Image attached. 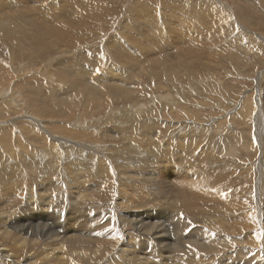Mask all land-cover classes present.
I'll list each match as a JSON object with an SVG mask.
<instances>
[{"label": "rangeland", "instance_id": "rangeland-1", "mask_svg": "<svg viewBox=\"0 0 264 264\" xmlns=\"http://www.w3.org/2000/svg\"><path fill=\"white\" fill-rule=\"evenodd\" d=\"M34 1L35 0H32V4L34 5L35 3L34 7L30 4L31 7L28 6L27 8V11L29 10L28 13L33 14L32 16L38 15V17H42L44 14H54L53 8L48 7L44 10V8L42 7V2L40 0L39 1L41 2V4L38 0H36V2ZM53 1L59 2L60 4H65L63 0ZM94 1H96V3L98 5H101L104 9H108L109 6L113 8H109L107 10V12L111 11L110 14L112 16H110V14L106 12L108 15L106 18H104V21L106 20L108 21V23L104 21H102V23H98L99 25L96 23L89 27L87 30H83V33H81L82 31L72 32L75 33L74 39L76 38V41H78L77 38L79 39L76 45L64 46L63 43H60L57 46L58 51L56 50L52 53L50 52L45 57L40 56L37 59L38 61L36 60V58H20L16 57V55L13 54V52L15 53L16 51H13L12 45L4 36L9 33L10 35L12 34V26L14 25L13 17L9 18L7 16L3 17L0 15V28L3 26L0 29V64L5 65V68L2 71L3 77L0 78V95H2L0 99L9 100V104H3L0 100V131L2 132V134L0 132V135L3 136L0 137V152L2 151L0 153V159L2 158V156L3 158L5 157L4 159L2 158L3 160H0V179L2 180V182L0 180V192H3V188L7 187V184L5 183L11 180L10 178L8 180V177H10L9 174H12L11 178H13L14 174H18L20 170L21 172L19 174L23 172L21 174L23 179L21 178L15 184V186L19 184L24 189H28L29 186L30 190H32L33 193L31 194L32 196H34L29 200V203L25 201L26 195L18 196V198L21 197L23 199L22 200L19 198V201H17L18 204H16L17 208L15 210L16 215L20 217V224L25 221V223H27L26 225L29 224L32 229H50L54 224H57L55 228L58 229L55 230L56 233L54 234V238H58L60 243L64 242V240L68 238L75 239L74 236L75 234L78 235V233H74L73 231L69 230H73L76 228L75 230L79 231V235H81V237H79L82 240H88L89 243L94 241L93 243H91V245L88 244V249L90 248L91 250H94L97 247H101L100 249L103 250V254L105 253L103 256H101L100 258L98 257L95 260L93 258H89L83 260L84 262H82L77 259V257L72 256L73 251L78 247L74 245V250H68L66 255L67 257L65 256V260L69 262V264H79V262H82L84 264H98L103 260V262L110 261L112 264H124L121 262V256L125 255L126 253L124 254V252L121 251L122 249L120 248L125 247V244H127L129 241L127 239L134 238L135 242L143 243V241H145L147 237L144 235V231L134 233L135 228H133V226L125 227L123 230L121 229V227H119L122 225L121 221H119L120 218H118L120 213H117L118 211L116 210L115 213L112 212L117 201L120 202L118 197L119 188L115 181L114 168H111L110 170L112 172L110 173V176H108L109 182L106 183V185H101L103 182L99 180L96 181V183L100 185V188L98 187L92 190V192L90 191V196L84 198L83 195H85L87 192L85 191V188L93 187L91 185H93L94 182H87L85 183L86 185L82 184L83 178H81L80 180L78 176L73 177L69 172H66L68 170L66 166L69 164V161L63 163V166H65V170L63 169L61 171L63 173L59 172L49 175L50 182L48 180L44 181V174L41 175V169L44 170V168L37 167V162L39 161V163L41 164V159L44 157V150H47V148L45 147L47 141L56 143L57 138L64 137L73 141L75 144H78L82 141H88V138H91L94 141H97L99 139L97 142L98 146L102 147L103 151L101 150V152L104 153H101L102 155L100 154V158L105 159L106 161H110L109 158L119 150L118 148H120L119 151L121 154L126 150L129 151L128 147L132 148V150L130 151L131 153L128 152L124 154V157H130L129 155L132 154V156L135 157L133 161L138 162L140 165L142 161L145 162L147 159L154 160V163L149 167L144 168L143 171H141L140 167L136 168V177L130 178V180L133 181L134 184H140L139 186L145 188L149 187V189L151 190L154 186L159 187L160 190L163 189L164 194L166 193L167 200H169L170 196L172 197L173 195V192L171 190L172 187L175 191L176 189L177 191L178 189H182V191L186 193V196L190 197L188 201L179 203L177 205H175V203L172 201L170 209L174 210L171 214L174 217L172 221L176 223V226H173V229H171V231L173 230L175 232L170 234L168 237H165L166 239L164 238V243L167 246L165 250L166 254L164 255L161 253L160 246L162 245V243L153 240L152 242H154L157 247V254L153 253L151 255L150 261H143L140 264H264V0H166L167 4L162 0H132L133 2H131V0H85L84 4H86V2L89 3ZM187 1H192V3L194 2L195 5L203 4L204 11L213 8V11L210 12V14L215 11L216 13L214 12L213 14L218 16V18L216 16L214 17L221 20L218 23L212 24L215 29V37H213L214 40L212 38L211 40L203 39L202 41H200L195 37L194 40L193 35H189L188 37V40L192 39L188 42L190 45L191 43H193L194 46L198 44L195 48H200L199 58L203 65H199L198 68L196 66V72H194L193 74H186L180 79H168L165 76H160L158 79L156 78V80L153 79L152 76L149 77V75H147V73L149 74L147 70L146 73L145 70L144 72H142L140 70L141 68L139 69V67L137 66H131L129 68L127 66V64L129 63L128 53L130 52L134 55H140L137 51V46L133 45L125 35L119 33L121 32L120 26L124 22L128 21L127 19H129V12L135 11L134 8H137L139 6H142V11L145 12L144 10L148 9L147 7H149L153 11V13H150L147 19L149 21H153L156 18V14L158 13V17H162L159 24H163L162 20L165 19L164 16H168L163 11L168 7L167 11L168 13H170V15H172V24L181 22L179 16H184L186 22H188V18H192L194 14H185V12H191V7L187 6ZM3 2L4 0H0V5ZM132 6L134 8H132ZM55 8H57V6H55ZM182 8L183 10H185L184 12H182ZM37 10L39 11V13ZM142 11H140V13ZM56 14L61 15L60 12ZM125 16L127 17V19ZM10 19L12 20V22ZM250 22L253 24H251ZM217 25L219 26V28ZM96 27L98 28V30ZM99 27L100 29L102 28L100 30L101 32L99 31ZM10 28L12 30H10ZM94 28H96V30ZM97 32H100L101 34H98ZM89 34L91 37L89 36ZM242 35L244 36L243 39H246L248 37L247 39H250L252 41L251 45H254L253 52L256 53L257 56L255 54H251V52L245 53L243 50L233 47L235 49H238L240 53L234 51V56L232 55V58H228L226 51H228L227 49H230L229 45L234 44L235 39L241 37ZM1 36L4 37V40L3 38L1 39ZM106 42L108 45L114 47L112 52L105 47ZM123 45L128 46V49H123ZM175 46L179 47V45ZM59 48H62L60 49L61 52L59 51ZM259 52L260 54H258ZM23 53L20 55L27 56V54L23 55ZM117 53L122 54L123 57H118ZM135 57L137 58V56ZM158 57L165 61L166 67L174 65V59H171V51L169 49H164V51L160 53ZM63 65L72 66L71 70L65 71ZM98 67L100 70L98 69ZM79 69L81 71L87 70V75L92 81L102 80V77H106L103 79L104 81H102L105 83V80H109L106 85H108V83L116 85L124 84L129 88L132 84H138L141 87L138 85L131 86L130 88L133 87L132 91L135 94L133 95V97L124 99L122 101L119 100L112 102L110 100H106L102 103L103 107H100V109L94 112L92 110V112L86 111L76 106V114H72L68 121L59 118H45L44 120L39 122L40 124L34 123L32 121L34 116L31 115V113L30 115L28 114L31 109H34V104L32 103L33 94L31 93V88H35L34 81H44L48 83V85L51 84L50 86L53 87L67 88V83L72 82V84H74L77 81V77L73 75L74 70L78 71ZM112 70L114 71L112 72ZM99 75H101L100 79ZM155 84H157V86ZM158 84L162 86H160L159 88ZM154 85L156 88L154 87ZM136 86L138 87V89ZM156 89L158 92H155L154 94V90L156 91ZM148 92H151L152 94ZM156 97L161 99H157ZM85 98H90V96H86ZM42 99L44 100L46 98L43 97ZM248 99H250V101ZM90 100V102L95 101L93 97H91ZM139 105L140 108H138ZM153 107L156 108H154L153 110ZM129 113L130 117L129 115H127L126 119L122 118L125 114ZM120 114L123 115L120 116ZM169 114L171 115V118ZM167 115L171 121L168 119ZM129 118H132L131 120L134 123L133 125L136 127L140 128L144 125L143 128H140V132L142 133H136V135H139L140 137L137 136V140L134 138L133 141H135V144L132 143V145H127L129 142H126V137H122L120 139H112L110 136L113 131L118 132L121 129V119L127 120ZM167 120L169 123L167 122ZM64 124L66 125V127ZM24 125L25 127H23ZM29 127L31 129H29ZM7 130H9V132H7ZM33 132L36 133L34 134ZM6 133H8L9 135H7ZM4 135L6 139H4ZM152 137H154V139ZM104 138L106 139L104 140ZM69 140L66 141L68 146L65 149H78V146L72 144ZM116 141L118 142L116 143ZM150 141L152 142L150 143ZM233 142L234 146L230 144ZM32 144L35 145L33 146ZM106 144L109 145L107 146ZM226 144L228 145L226 146ZM104 145L106 147H103ZM135 145L140 147L139 151H136ZM231 145L233 146L234 150L231 149ZM36 146L38 148H36ZM20 148H22V151L20 150ZM31 149L33 150V152ZM107 149H111L109 150L110 152H107ZM154 149L157 153L156 159L155 154L153 153L155 152ZM114 150L115 153H113ZM150 150H152L153 152H150ZM228 150L233 151L229 152ZM3 151L12 153H10L7 157L8 153ZM34 153L35 155H33ZM105 153L107 154V156ZM138 153L142 154V157L138 156ZM24 155L27 157L26 161L30 160V162L24 161L25 167L17 163V161L19 160L22 161ZM57 155L59 156L61 155V153ZM18 156L20 157V159ZM29 157L33 160H31ZM74 159L75 157L71 158L70 161L72 162ZM9 160L11 162H9ZM130 160L132 159L130 158ZM139 161H141V163ZM8 162L10 165L8 164ZM109 163L111 164V161ZM16 167L18 168L16 169ZM20 167L22 168L20 169ZM151 168H154L156 177L154 176L155 179H151L152 184L150 182L145 183V181L141 179H146L153 176ZM183 171H187L188 174L182 173ZM3 176L6 177V181H4ZM77 178L78 181L76 180ZM210 185H214L216 187L210 188ZM261 189L263 192L261 191ZM46 191L50 194L49 197ZM260 191L262 196L259 195ZM96 192H98V194L94 195ZM75 195H77L78 197H75ZM200 196L202 197L200 198ZM46 198L52 199L53 204H56L59 200L63 201L64 199L65 201H63V204L60 207L51 205V209L44 212V210L42 209L44 200H46ZM157 199L160 200V198ZM172 199L174 200L175 197H173ZM75 203H78V205H75ZM101 210H104V212L108 213V218L112 220V228L108 229L109 231L106 235L109 236L107 237H104L106 235L103 236L102 233H100L99 235L94 234L95 227L100 228V226L106 225V221H104L105 223L102 222L103 224L98 222L97 218L99 214H101ZM145 210L149 209L146 208L140 211L145 212ZM109 213H111V215H109ZM162 214H164V216H161L162 218L158 216L160 218L159 220H164L169 217V213L167 211H164ZM245 218L247 221L244 220ZM76 220H78L77 223ZM85 220L86 222H84ZM183 220L188 221L190 225H183V223L181 224V221ZM248 222L249 224H246ZM159 223L160 221H158L156 225L158 226ZM178 223H180L183 227H179L178 225L180 224ZM168 224L166 225L168 226ZM83 225L84 227H82ZM244 225L247 227L244 228ZM103 226L101 228H103ZM238 226H241L243 228L238 229V232H235L234 230L236 229V227L238 228ZM61 227L63 228L61 229ZM105 227H108V225L104 226V228ZM197 227H207L209 230H213V232L217 234V236H223V238L229 239L230 242H226L224 245L215 243L216 248L214 249H218L219 252H216L214 254L207 253L205 251V248L209 249L213 246V244L208 241L207 235L202 234V230H194V228L196 229ZM83 228L85 230H88V234L81 233V230H84ZM0 229L5 230V227H0ZM89 229L92 230L90 231ZM184 230L187 235L183 233ZM16 233L18 234V231L13 232L14 237L17 236L15 235ZM84 236L86 237V239ZM108 237L110 239H108ZM196 237L199 238L197 239ZM39 238L40 240L38 241L37 246H34L35 250L32 251V248L30 247V250L31 252H33V254L46 252L53 244L52 240L44 241L42 236H39ZM100 238H102L101 241ZM194 239L196 240V242L194 241ZM104 240L106 241V243H104ZM97 241L100 245L97 244ZM193 241L196 243L195 245ZM197 241L201 244H198ZM172 242L176 244L174 245ZM202 243L205 244L202 245ZM8 245L9 244H3V246ZM64 245L66 244L64 243ZM248 245L249 248H247ZM250 245H252L251 248ZM83 246H79V249L86 250L87 248ZM173 246L179 250L181 249V251H183L186 246L188 249L190 247H197L203 251L195 250L192 255L185 253H181L180 255L179 253H177L176 255L178 257L180 256L182 259H180L179 257L175 262L167 257L169 256V249L173 248ZM143 255H147V253ZM176 255L175 257H177ZM33 256L34 255H31V257ZM140 258L145 259V257L143 256H141ZM187 259L191 261L189 262V260ZM195 260L197 261L195 262ZM110 262L108 264H110ZM46 263L56 264L57 260L49 259Z\"/></svg>", "mask_w": 264, "mask_h": 264}, {"label": "bare ground", "instance_id": "bare-ground-1", "mask_svg": "<svg viewBox=\"0 0 264 264\" xmlns=\"http://www.w3.org/2000/svg\"><path fill=\"white\" fill-rule=\"evenodd\" d=\"M2 1V0H1ZM39 1V0H38ZM42 2V7L45 9L49 8H53L54 10V14L51 15H47L44 14L42 17H38L37 16H32V13H28L27 8L28 6L31 7V5L34 7V5L32 4V0H4L3 3H1L0 5V15L1 16H7V17H13V21H14V25L12 26V34L10 35H4L5 38L7 40H9V43L12 45L13 47V51H16L15 53L13 52L14 55H16V57H27V58H36V60L38 59V57L40 56H47V54H49L50 52H54L57 50V46L60 43H63L64 46L67 45H76L79 41V39L77 38L78 41H76L74 39V34L72 33L74 31H82L81 33H83V30H87L89 27H91L94 24H98V23H102V21H104V18L107 17V13H111L107 12V10L109 8H111V6L107 5L108 9H104L102 8L101 5H98L96 3V1L94 2H89L86 4L85 0H63L65 2V4H60L59 2H54L53 0H40ZM39 1V3L41 4V2ZM124 1V0H123ZM126 1V0H125ZM157 1V0H156ZM163 2L166 0H162ZM36 2V0L34 1ZM131 2H133L131 0ZM138 2V1H136ZM184 2V1H183ZM216 2V1H215ZM38 3V2H37ZM117 3V2H116ZM123 3V2H122ZM135 3V1H134ZM161 3V2H160ZM31 4V5H30ZM119 4V2H118ZM133 4V3H131ZM140 4V3H139ZM138 4V5H139ZM148 4V3H147ZM167 4V3H166ZM165 4V5H166ZM37 5V4H36ZM116 5V4H115ZM55 6H57V8H55ZM135 6V4H134ZM151 6V5H150ZM187 6H190L189 8L191 9V12H185V14L189 13L190 14H194L192 16V18H188V22H186L184 16L180 17L181 22H178L176 24H172V20L171 17L172 15H170V13H168L167 8L164 9V13L168 16H164L165 19H163V24H159V22L161 21L160 19H162V17H158V13L156 14V18L153 21H149L147 19L148 15L150 13H153V11L147 7L148 9H145L143 12V8L142 6L140 7H133L135 11L129 12V19H126L128 21L124 22L121 26H120V31L119 33H122L123 35H125L129 41L137 46V51L139 52L140 55H134L132 53H128V58H129V63L127 64V66L130 68L131 66H137L139 67V69L144 72H146V70L149 72V74L147 73V75L152 76L153 79L156 80V78L158 79L160 76H165L168 79H180L181 77H183L186 74H193L194 72H196L195 67L200 65H203L200 58H199V54H200V48H195L197 47L193 45V43H191V45L188 43L190 40H188L189 35H193V38H197L200 41H202L203 39H209L211 40L213 37H215V29L212 26V24L214 23H218L221 20L220 19H216L214 16H216L215 14H210V12L213 11V8L207 11H204V5L203 4H199V5H195L194 2L192 3V1H187ZM39 7V6H38ZM130 7V6H129ZM185 7V6H183ZM40 8V7H39ZM38 8V9H39ZM188 8V7H187ZM42 9V8H41ZM113 9V8H111ZM186 9V8H185ZM31 10V9H30ZM43 10V11H44ZM118 10V9H117ZM187 10V9H186ZM189 10V9H188ZM38 11V10H37ZM126 11V10H125ZM140 11H142L140 13ZM185 10H183L182 8V12H184ZM190 11V10H189ZM60 12L61 15H57L56 13ZM107 12V13H106ZM155 12V11H154ZM36 13V12H35ZM39 13V11H38ZM37 13V14H38ZM43 13V12H42ZM199 13V14H198ZM216 13V12H215ZM41 14V13H40ZM113 14V13H112ZM119 14V13H118ZM164 15V14H161ZM110 16H112L110 14ZM187 16V15H186ZM131 17V18H130ZM213 17V18H212ZM218 18V16H216ZM2 20V19H1ZM8 20V19H7ZM11 20V19H10ZM197 20V21H196ZM3 21V20H2ZM125 21V20H124ZM196 21V22H194ZM5 22V21H4ZM3 22V24H4ZM7 22V21H6ZM12 22V20H11ZM107 22L108 21H104ZM227 22V21H226ZM236 22V21H235ZM1 23V22H0ZM121 23V22H120ZM118 23V24H120ZM182 23V24H181ZM251 23V22H250ZM249 23V24H250ZM6 24V23H5ZM223 24V23H222ZM230 24V23H229ZM253 24V23H251ZM255 24V23H254ZM261 24V23H260ZM2 25V24H1ZM9 25V24H7ZM99 25V24H98ZM109 25V24H108ZM111 25V24H110ZM259 25V24H258ZM257 25V26H258ZM263 25V24H262ZM261 25V26H262ZM218 26V25H217ZM255 26V25H254ZM3 27V26H2ZM1 27V28H2ZM5 27V26H4ZM108 27V26H107ZM106 27V28H107ZM122 27V28H121ZM0 28V29H1ZM6 28V27H5ZM4 28V29H5ZM97 28V27H96ZM96 28H94L96 30ZM219 28V26H218ZM10 28V30H12ZM91 29V28H90ZM102 29V28H101ZM99 27V31L101 30ZM252 29V28H251ZM3 30V29H2ZM8 30V29H7ZM98 30V28H97ZM105 30V29H104ZM110 30V29H109ZM222 30V29H221ZM9 31V30H8ZM94 31V30H93ZM117 31V30H116ZM96 32V31H95ZM101 32V31H100ZM100 32H97L98 34ZM237 32V31H236ZM78 33V32H76ZM80 33V32H79ZM96 33V34H97ZM4 34V32H3ZM6 34V33H5ZM101 34V33H100ZM2 35V34H1ZM244 35V34H243ZM241 36L238 37L237 39H235L234 44H230V49H227V57H231L232 55L234 56V51H237L238 53H240L238 51V49L243 50L245 53H250L251 54H255L253 52V46L251 45V40L250 39H243V37L245 36ZM77 36V34H76ZM90 36V34H89ZM261 36V35H260ZM91 37V36H90ZM4 37L1 36V39ZM192 38V37H190ZM194 38V40H195ZM234 38V37H233ZM5 39V40H6ZM214 40V38H213ZM234 40V39H233ZM6 42V41H5ZM4 43V42H3ZM9 43H8V47H9ZM83 43V42H82ZM195 43V42H194ZM209 43V42H208ZM206 44V43H205ZM259 44V43H258ZM264 44V43H263ZM150 45V46H149ZM175 45H179V47H176ZM62 46V45H61ZM106 48L109 49V51H113L114 47L110 46L107 44L105 45ZM233 47H236L238 49H235ZM123 49H128V46L123 45L122 46ZM62 48H59V51ZM164 49L166 50H170L171 51V59H174V65L170 66V67H166V63L163 59L159 58L158 55L160 53H162L164 51ZM257 49V48H256ZM64 50V48H63ZM58 51V50H57ZM262 51V50H261ZM25 52V53H23ZM61 52V51H60ZM202 52V51H201ZM263 52V51H262ZM27 54V56H21L20 54ZM215 54V53H214ZM260 54V52L258 53ZM118 57H123L122 54L117 53ZM216 55V54H215ZM137 56V58L135 57ZM254 56V55H253ZM257 56V55H256ZM264 57V56H263ZM49 59V58H48ZM51 59V58H50ZM40 60V59H39ZM251 60V59H250ZM253 60V59H252ZM38 61V60H37ZM50 61V60H49ZM242 61V60H241ZM261 62V61H260ZM232 63V62H231ZM247 63V62H246ZM254 63V62H253ZM264 63V62H263ZM40 64V63H39ZM67 64V63H66ZM56 65V64H55ZM70 65V64H69ZM236 65V64H235ZM43 66V65H42ZM192 66V67H190ZM65 71L71 70L72 66H64ZM67 67V68H66ZM136 67V68H137ZM5 65L0 64V78L3 77L2 76V71L4 70ZM78 68V67H77ZM94 68V67H93ZM238 68V67H237ZM92 69V68H91ZM99 69V67H98ZM100 70V69H99ZM132 70V69H131ZM135 70V69H134ZM242 70V69H241ZM87 70H74V75L75 77H77V81L72 84V82L67 83V88H59V87H53L48 85V83L44 82V81H34V86L35 88H31V93L33 94L32 96V103L34 104V109L29 111V115L31 113V115H33V122L34 123H39L42 120H44L45 118H59V119H64L66 121H68L71 117L72 114H76L77 111V107L86 111H97L98 109H100V107L102 106V103L105 102L106 100H110V101H119V100H124L127 98H131L133 97L134 92L132 91V88H130L131 86H135V85H131L129 88L126 87V85L124 84H109L106 85L107 82H109V80H105V83L102 82L104 81L103 79L106 77H102L101 75H99V79L101 78L102 80H98V81H92L90 79V77L87 75L88 72H86ZM97 71V70H96ZM108 71V70H107ZM114 70H112L113 72ZM130 71V69H129ZM134 72V71H133ZM256 72V71H255ZM94 73V72H93ZM99 73V72H98ZM101 74V73H100ZM107 74V73H106ZM105 74V75H106ZM110 74V73H109ZM96 75V74H95ZM136 75V74H135ZM143 75V74H142ZM103 76V75H102ZM47 78V77H46ZM131 79V78H130ZM208 79V78H207ZM218 79V78H217ZM41 80V79H40ZM214 80V79H213ZM47 81V80H46ZM132 81V80H131ZM137 82V81H136ZM159 82V81H157ZM96 83V84H95ZM140 83V82H138ZM57 84V83H56ZM145 84V83H144ZM149 85V84H148ZM157 86V84H155ZM154 85V87H155ZM159 85V84H158ZM209 85V84H208ZM140 86V85H138ZM159 85L158 87L160 88ZM166 86V85H165ZM137 87V86H136ZM141 87V86H140ZM150 87V86H149ZM168 87V85H167ZM175 87V86H174ZM156 88V87H155ZM30 89V88H29ZM33 89V90H32ZM135 89V88H134ZM138 89V87H137ZM141 89V88H140ZM164 89V88H163ZM175 89V88H174ZM145 90V89H144ZM160 90V89H158ZM165 90V89H164ZM163 90V91H164ZM146 91V90H145ZM28 92V91H27ZM136 92V91H135ZM155 92H158L157 89L156 91L154 90V94ZM185 92V91H184ZM151 93V92H148ZM178 93V92H177ZM137 94V93H136ZM152 94V93H151ZM162 94V93H161ZM90 96V98H85L86 96ZM159 95V94H158ZM166 95V93H165ZM164 95V97H165ZM168 95V94H167ZM178 95V94H177ZM2 95H0L1 97ZM46 98V99H42V98ZM91 97L94 98L95 101L90 102ZM136 98V97H135ZM151 98V97H150ZM149 98V99H150ZM157 98V97H156ZM84 99V100H83ZM157 99H161V98H157ZM163 99V96H162ZM168 99V98H167ZM1 100V99H0ZM148 100V99H147ZM165 100V98H164ZM213 100V99H212ZM246 100V99H245ZM250 101V99H248ZM45 101V102H44ZM150 101V100H149ZM157 101V100H156ZM161 101V100H159ZM168 101V100H167ZM173 101V99H172ZM176 101V100H175ZM9 102V100H1V103L3 104H7ZM44 102V103H43ZM108 103V102H107ZM136 103V102H135ZM152 103V101H151ZM161 103V102H160ZM164 103V101H163ZM9 104V103H8ZM30 104V103H29ZM143 104V103H142ZM159 104V102H158ZM133 105V104H132ZM131 105V106H132ZM137 105V104H136ZM144 105V104H143ZM150 105V104H149ZM169 105V104H168ZM167 105V106H168ZM175 105V104H174ZM178 105V103H177ZM29 106V105H28ZM130 106V107H131ZM156 106V104H155ZM170 106V105H169ZM168 106V107H169ZM33 107V106H31ZM129 107V106H128ZM135 107V105H134ZM133 107V108H134ZM167 107V108H168ZM140 108V105L139 107ZM156 107H153V110ZM14 109V108H13ZM130 109V108H129ZM173 109V108H172ZM205 110V109H204ZM91 111V112H92ZM127 111V110H126ZM133 111V110H132ZM139 111V109H138ZM145 111V110H144ZM7 112V111H6ZM27 112V111H26ZM25 112V113H26ZM166 112V111H165ZM197 112V111H196ZM228 112V111H227ZM4 113V112H3ZM133 113V112H132ZM153 113V112H152ZM24 114V113H23ZM27 114V113H26ZM27 114V115H28ZM135 114V113H134ZM139 114V113H138ZM141 114V113H140ZM160 114V113H159ZM172 114V113H170ZM169 114L170 118L171 115ZM174 114V113H173ZM2 115V114H1ZM22 115V114H21ZM123 115V114H122ZM120 114V116H122ZM127 115H129L130 117V113L129 114H125L122 118L126 119ZM3 116V115H2ZM1 116V117H2ZM12 116V114H11ZM20 116V115H19ZM177 116V115H176ZM32 117V116H31ZM119 117V116H118ZM168 117V115H167ZM178 118V117H175ZM251 118V117H250ZM1 119V118H0ZM111 119V118H110ZM117 119V118H116ZM132 118H129L127 120H122V123H120L121 129L118 132H113L111 133V138L112 139H120L122 137H126L127 141L129 142L127 145H132V143L135 144V141H133V139L139 135H136V133H139L141 131L140 128H143V126L136 127L133 124V121L131 120ZM169 119V117H168ZM173 119V118H172ZM109 120V119H108ZM170 120V119H169ZM181 120V119H180ZM24 121V120H23ZM171 121V120H170ZM175 121V120H174ZM177 121V120H176ZM226 121V120H225ZM234 121V120H233ZM245 121V120H244ZM2 122V121H1ZM16 122V121H15ZM107 122V121H106ZM168 122V120H167ZM18 123V122H17ZM20 123V122H19ZM65 123V121H64ZM99 123V122H98ZM104 123V122H103ZM169 123V122H168ZM25 124V123H24ZM32 124V123H31ZM35 124V125H36ZM40 124V123H39ZM173 124V122H172ZM65 125V124H64ZM16 126V125H15ZM8 127V126H7ZM12 127V126H10ZM25 127V125L23 126ZM66 127V125H65ZM111 127V126H110ZM170 127V126H169ZM167 127V128H169ZM6 128V127H5ZM4 128V130H5ZM21 128V127H20ZM32 128V126H31ZM29 127V129H31ZM172 128V127H171ZM179 128V127H178ZM62 129V128H61ZM60 129V131H61ZM67 129V128H66ZM99 129V128H98ZM109 129V128H108ZM118 129V128H117ZM2 130V129H1ZM11 130V129H10ZM15 130V129H14ZM63 130V129H62ZM65 130V129H64ZM68 130V129H67ZM146 130V129H145ZM153 130V129H151ZM185 130V129H184ZM22 131V130H20ZM25 131V130H24ZM58 131V130H57ZM96 131V130H95ZM100 131V130H99ZM98 131V132H99ZM181 131V130H179ZM1 132V131H0ZM6 132V131H5ZM7 132H9V130H7ZM13 132V131H12ZM30 132V130H29ZM32 132V131H31ZM73 132V131H72ZM11 133V132H10ZM22 133V132H21ZM20 133V134H21ZM25 133V132H23ZM34 133V132H33ZM36 133V132H35ZM34 133V134H35ZM91 133V132H90ZM103 133V132H102ZM142 133V132H140ZM158 133V132H157ZM2 134V132H1ZM5 134V133H3ZM7 135H9L8 133H6ZM31 134V133H30ZM71 134V133H70ZM152 134V133H150ZM6 135V136H7ZM38 135V134H37ZM43 135V134H41ZM40 135V136H41ZM65 135V134H64ZM89 135V134H88ZM96 135V134H95ZM264 135V134H263ZM13 136V135H12ZM17 136V135H16ZM29 136V135H28ZM31 136V135H30ZM34 136V135H32ZM45 136V135H44ZM87 136V135H86ZM142 136V135H141ZM158 136V135H157ZM0 137H3L2 135H0ZM5 137V135H4ZM8 137V136H7ZM88 137V136H87ZM140 137V136H139ZM143 137V136H142ZM9 138V137H8ZM7 138V140H8ZM13 138V137H11ZM20 138V137H18ZM40 138V137H38ZM37 138V139H38ZM154 139V137H152ZM6 139V137L4 138ZM25 139V138H23ZM27 139V138H26ZM36 139V140H37ZM103 139V138H102ZM106 138H104L105 140ZM138 139V138H137ZM136 139V140H137ZM250 139V138H249ZM16 140V139H15ZM67 138H57V142H48L47 140V144L45 145V147L47 148V150H44V157L42 155V159H41V164L38 163L37 167L40 168H44L41 169V175H43L44 181H49V175L54 174V173H59L61 172L65 166H63V163H66L67 161H69V164L66 166V168H68V170L66 172H69L73 177L78 176V178H83L82 184L85 183H91L94 182L93 187L91 188H85L86 194L83 195L84 198L87 196H90L92 190H94L95 188H100V185H98L96 183V181H101L103 182L101 185H106V183L109 182L108 180V176H110V173L112 171L111 168H114L115 171V181L118 185L119 188V200L120 202L117 201V203L115 204L112 212L115 213V210L118 211L117 213L119 214V221H121V229L123 230L125 227H129V226H133V228H135V232L134 233H139L144 231V235L147 237V239L145 241H143V243H137L134 241V238H130L127 239L129 240L127 244H125V247H122L120 249H122L121 251L124 252L125 255L121 256V262L124 264H140L143 261H150L151 259V255L153 253L157 254V247L154 244V241H158L160 243H162V245L160 246L161 249V253L162 254H166L165 250L167 248L166 244L164 243V238L168 237L170 234L174 233L175 231H171V229H173V226H176V223L173 222L172 220L174 219L173 215L171 214L174 210L170 209L171 205H172V201L175 203V205L179 204V203H183L185 201H188L190 199L189 196H186V193L182 191V189H176V191L174 190V188L172 187V192L173 195L172 197L170 196V199L167 200V195L166 193L164 194L163 189L160 190L159 187H152L153 189H149L139 186L137 184H134L133 181L130 180L131 177H136L135 174V170L136 168L140 167L141 171L144 170V168L149 167L151 164L154 163V160L152 159H147L145 162L139 161L141 163V165L136 162L133 161V159L135 157L131 155H129L130 157H124V154L130 152L132 150L131 147H128L129 151H124L120 154V148H118L119 150L115 153V150L112 155V157H110L109 155V159L111 161V164L109 163V160H105V159H101L100 158V154L102 153V147L98 146V140L96 138L97 141L92 140L91 138H88V141H82L78 144H75L73 141L69 140L72 144L78 146V149H65L68 144H67ZM77 140V138H76ZM83 140V139H82ZM109 140V139H108ZM141 140V139H140ZM5 141V140H4ZM43 141V140H42ZM92 141V142H91ZM101 141V140H100ZM113 141V140H112ZM121 141V140H120ZM153 141V140H152ZM150 141V143L152 142ZM3 142V141H2ZM9 142V141H8ZM16 142V141H15ZM20 142V141H19ZM28 142V141H26ZM38 142V141H37ZM41 142V141H40ZM45 142V141H44ZM78 142V141H77ZM118 141H116L117 143ZM143 142V141H142ZM146 142V141H145ZM189 142V141H188ZM12 143V142H10ZM14 143V142H13ZM101 143V142H100ZM2 144V143H1ZM7 144V143H6ZM17 144V143H16ZM31 144V143H30ZM104 144V143H103ZM154 144V143H153ZM189 144V143H188ZM230 144H234L230 143ZM4 145V144H3ZM11 145V144H9ZM14 145V144H13ZM33 145V144H32ZM35 145V144H34ZM33 145V146H34ZM101 145V144H99ZM107 145V144H106ZM109 145V144H108ZM107 145V146H108ZM113 145V144H112ZM111 145V146H112ZM148 145V144H147ZM155 145V144H154ZM190 145V144H189ZM192 145V144H191ZM228 144H226L227 146ZM231 145V149H233V146ZM251 145V144H250ZM16 146V145H15ZM14 146V147H15ZM29 146V144H28ZM27 146V147H28ZM196 146V145H195ZM1 147V146H0ZM11 147V146H10ZM13 147V148H14ZM22 147V146H21ZM31 147V145H30ZM103 147H106L105 145ZM115 147V146H114ZM150 147V146H149ZM230 147V146H228ZM16 148V147H15ZM24 148V147H23ZM33 148V147H32ZM35 148V147H34ZM36 148H38L36 146ZM40 148V146H39ZM108 148V147H107ZM110 148V147H109ZM136 151H139L140 147L136 146ZM156 148V147H155ZM18 149V148H17ZM22 148H20L21 150ZM28 149V148H27ZM43 149V148H42ZM115 149V148H114ZM150 149V148H149ZM230 149V150H231ZM7 150V149H6ZM9 150V149H8ZM25 150V149H24ZM29 150V149H28ZM32 150V149H31ZM108 150V151H107ZM105 151L110 152L109 150L111 149H107ZM117 150V149H116ZM155 150V149H154ZM228 150L229 152H232ZM11 151V150H10ZM13 151V150H12ZM22 151V150H21ZM26 151V150H25ZM103 151V150H102ZM104 151V152H105ZM2 152V151H1ZM0 152V153H1ZM8 153L7 151H3ZM14 152V151H13ZM27 152V151H26ZM29 152V151H28ZM33 152V150H32ZM106 152V153H107ZM150 152H153L152 150H150ZM12 153V152H10ZM7 154L8 155L10 154ZM24 153V152H23ZM41 153V152H40ZM61 153V155H57ZM105 153V154H106ZM112 153V152H111ZM131 153V152H130ZM155 154V159H156V150L155 152H153ZM16 154V153H15ZM20 154V153H19ZM30 154V153H29ZM28 154V155H29ZM104 154V153H102ZM101 154V155H102ZM140 157H142V154L138 153ZM5 155V154H4ZM12 155V154H11ZM26 155V154H25ZM23 156L22 161H17V163L19 165H23L25 164L24 161L27 160V155ZM32 155V154H31ZM35 155V153L33 154ZM38 155V154H37ZM71 155V156H70ZM134 155V154H133ZM205 155V154H204ZM234 155V154H232ZM6 156V155H5ZM13 156V155H12ZM21 156V155H19ZM18 156V157H19ZM70 156V157H69ZM104 156V155H103ZM107 156V154H106ZM132 156V157H131ZM135 156V155H134ZM227 156V155H226ZM6 157V158H7ZM41 157V156H40ZM75 157V159L71 162L70 159ZM139 157V158H140ZM153 157V156H152ZM225 157V156H224ZM234 157V156H233ZM3 158V156H2ZM1 158V159H2ZM5 158V157H4ZM3 158V159H4ZM10 158V157H9ZM15 158V157H14ZM30 158V157H29ZM33 158V157H32ZM36 158V157H34ZM106 158V157H105ZM130 158L132 160H130ZM0 159V160H1ZM2 159V160H3ZM16 159V158H15ZM18 159V158H17ZM20 159V157H19ZM31 159V158H30ZM38 159V157H37ZM8 160V159H7ZM13 160V159H11ZM33 160V159H31ZM6 161V160H5ZM30 162V160H28ZM26 161V162H28ZM37 161V160H36ZM35 161V162H36ZM109 161V162H108ZM250 161V160H249ZM261 161V160H260ZM9 162H11L9 160ZM8 162V164H9ZM34 162V161H33ZM32 162V163H33ZM124 162V163H123ZM6 163V162H5ZM14 163V161H13ZM251 163V162H250ZM7 165V164H6ZM10 165V164H9ZM35 165V164H34ZM134 167H132V166ZM143 165V166H142ZM155 165V164H154ZM264 165V164H263ZM5 166V165H4ZM16 166V165H15ZM18 166V165H17ZM27 166V165H26ZM30 166V165H29ZM2 167V166H1ZM10 167V166H9ZM25 167V166H24ZM253 167V166H252ZM3 168V167H2ZM11 168V167H10ZM18 167H16L17 169ZM22 167H20L21 169ZM33 168V167H32ZM139 168V169H140ZM39 169V168H38ZM263 169V168H262ZM6 170V169H5ZM15 170V169H14ZM13 170V171H14ZM65 170V169H64ZM236 170V169H235ZM24 171V170H22ZM28 171V169H27ZM37 171V170H36ZM110 171V172H109ZM152 174L153 176L146 178V179H141L144 180L145 183L150 182L151 183V179H155V171L154 168H151ZM21 172V170L19 171V173ZM45 172V173H44ZM235 172V171H234ZM7 173V172H6ZM5 173V174H6ZM14 174L13 178H11V175L9 174L10 177H8L11 179L9 182L5 183L7 184V187L3 188L4 191L0 192V227H5V230L0 229V264H47V260L49 259H56L57 263L56 264H69V262H67L65 260V256L67 255V251L68 250H74V245L78 246L77 248H75V250L73 251V255L74 257H77V259H79L80 261L84 262L83 260L85 259H89V258H93L94 260L97 259L98 257L100 258L101 256H103V250L100 249L99 247L95 248L94 250L92 249H88V244L91 245V243H93L94 241H92L91 243L88 242V240H82L80 237L81 235H79V231L73 229V230H69V231H73L74 233H78V235L75 234L72 235L75 237L74 238H68L66 240H64V242L59 241V239H55L54 238V234L56 233L55 230H57L58 228H55L56 225L54 224L50 229L47 228H33L27 223H25V221H23V223L20 224V217L16 215V204L17 201H19V198L22 199L21 197L18 198L19 195H26V202H30L29 200L32 199V190H30L29 186L28 189H24L22 188L19 184H17V186H15V184L22 178V173L21 174ZM63 173V172H61ZM182 173L186 174L187 171H183ZM247 173V172H246ZM25 174V173H24ZM188 174V173H187ZM3 175V174H2ZM6 176V175H5ZM155 176V177H154ZM258 176V175H257ZM59 177V176H58ZM57 177V178H58ZM204 177V176H203ZM4 181H6V177H4ZM78 178L76 179L78 181ZM112 178V177H111ZM141 178V177H140ZM158 178V177H157ZM23 179V178H22ZM73 179V178H72ZM159 179V178H158ZM1 180V179H0ZM219 180V179H218ZM227 180V179H226ZM57 181V180H56ZM67 181V180H66ZM75 181V180H74ZM112 181V180H111ZM156 181V180H155ZM2 182V180H1ZM50 182V181H49ZM55 182V181H54ZM154 182V181H153ZM164 182V180H163ZM4 183V182H3ZM26 183V182H25ZM61 183V182H60ZM59 183V184H60ZM57 184V183H56ZM69 184V183H68ZM74 184V183H73ZM111 184V182H110ZM142 184V183H141ZM152 184V183H151ZM199 184V183H198ZM217 184V183H216ZM237 184V183H236ZM239 184V183H238ZM14 185V186H13ZM22 185V184H21ZM27 185V184H26ZM35 185V184H34ZM42 185V184H41ZM44 185V184H43ZM86 185V184H85ZM84 185V186H85ZM155 185V184H153ZM13 186V187H12ZM65 186V185H64ZM109 186V185H107ZM145 186V185H144ZM162 186V185H160ZM205 186V185H204ZM210 188H215L216 186L214 185H210ZM214 186V187H213ZM45 187V186H44ZM49 187V186H48ZM86 187V186H85ZM239 187V186H238ZM237 187V188H238ZM47 188V186H46ZM45 188V189H46ZM73 188V187H72ZM116 188V187H115ZM176 188V187H175ZM56 189V188H54ZM61 189V188H60ZM59 189V190H60ZM79 189V188H78ZM208 189V187H207ZM47 190V189H46ZM65 190V189H63ZM77 190V189H76ZM83 190V189H82ZM117 190V189H116ZM248 190V189H247ZM1 191V189H0ZM81 191V190H80ZM91 191V192H90ZM175 191V192H174ZM250 191V190H249ZM262 191V189H261ZM261 191L259 192V195H261ZM18 192V193H17ZM47 192V191H46ZM52 192V191H51ZM79 192V191H76ZM203 192V191H202ZM263 192V191H262ZM32 193V194H31ZM48 193V192H47ZM73 193V192H72ZM75 193V192H74ZM81 193V192H80ZM41 194V193H40ZM57 194V193H55ZM79 194V193H78ZM98 192H96L94 195H97ZM169 194V193H168ZM209 194V193H208ZM254 194V193H253ZM49 197V193L47 194ZM46 195V196H47ZM65 195V194H64ZM67 195V194H66ZM73 195V194H72ZM228 195V194H227ZM44 196V195H43ZM55 196V195H54ZM62 196V195H61ZM69 196V195H68ZM77 195H75L76 197ZM262 196V195H261ZM25 197V196H23ZM51 197V196H50ZM56 197V196H55ZM60 197V196H59ZM78 197V196H77ZM175 197V199L173 200L172 198ZM202 196H200L201 198ZM206 197V196H205ZM213 197V196H212ZM216 197V196H215ZM54 198V197H53ZM92 198V197H90ZM157 198H160V200H158ZM169 198V197H168ZM81 199V198H80ZM87 199V198H86ZM23 200V199H22ZM167 200V201H165ZM56 201V200H55ZM63 201H65L63 199ZM63 201L59 200L56 204L52 203V199H47L44 200L43 203V209L44 212L47 210L51 209V205H55L60 207L63 204ZM68 201V200H67ZM54 202V201H53ZM72 202V201H71ZM77 202V200H76ZM84 202V201H83ZM257 202V201H256ZM25 204V203H24ZM27 204V203H26ZM33 204V203H32ZM74 204V203H73ZM186 204V203H185ZM184 204V205H185ZM188 204V203H187ZM75 205H78V203H75ZM239 205V204H238ZM20 206V205H19ZM108 206V205H107ZM243 206V205H242ZM31 207V206H30ZM180 207V206H178ZM101 208V207H100ZM149 209V210H145L144 211H140V210H144V209ZM67 209V208H66ZM81 209V208H80ZM119 209V210H118ZM257 209V208H256ZM37 210V208H36ZM240 210V209H239ZM21 211V210H20ZM102 211V210H101ZM164 211H167L169 213V217L167 219L164 220H159L160 218H162L161 216H164V214H162ZM35 213V212H34ZM46 214V213H45ZM36 215V214H35ZM97 215V214H96ZM108 213L104 212V210L101 212V214H99L98 216V222L103 224L102 222L106 221V225H108V227H105L106 225H102L103 228H101L102 226H100V228L95 227L94 230V234L95 235H99L100 233L104 235H106L108 233V229L112 228L111 227V223L112 220L108 218ZM109 215H111V213H109ZM39 216V215H38ZM116 216V215H115ZM160 216V218L158 217ZM86 218V217H85ZM178 218V217H177ZM43 219V218H42ZM32 220V219H31ZM87 220V219H86ZM86 220L84 222H86ZM90 220V219H89ZM246 220V218L244 219ZM253 220V219H251ZM82 221V220H81ZM109 221V222H108ZM118 221V220H117ZM160 221L159 225L157 226L156 223ZM212 221V220H211ZM220 221V220H219ZM247 221V220H246ZM78 222V220H76V223ZM83 222V221H82ZM91 222V221H90ZM114 222V221H113ZM222 222V221H221ZM57 223V222H56ZM94 223V222H93ZM97 223V222H95ZM105 223V222H104ZM118 223V222H117ZM169 223V224H168ZM183 223V225L187 224L190 225L188 223V221L183 220L181 221V224ZM215 223V221H214ZM218 223V222H217ZM242 223V222H241ZM168 224V226L166 225ZM180 224V223H178ZM178 225L179 227H183L182 225ZM211 224V223H208ZM222 224V223H221ZM220 224V225H221ZM246 224H249L246 223ZM92 225V223H91ZM98 225V224H96ZM186 225V226H187ZM80 226V225H79ZM219 226V225H218ZM84 227V225L82 226ZM189 227V226H188ZM247 226L244 225V228H246ZM60 228V227H59ZM63 227H61L62 229ZM81 228V227H79ZM92 228V227H90ZM190 228V227H189ZM243 227L238 226V228L236 227V229L234 230L235 232L238 229H242ZM84 229V228H83ZM193 229V228H191ZM190 229V230H191ZM90 230V229H89ZM92 230V229H91ZM90 230V231H91ZM120 230V229H119ZM181 230V229H180ZM195 231L198 230H202V234L207 235L208 236V241L213 244V246L211 248H205V251L207 253L210 254H214L216 252H219L218 249H214L215 247V243L219 244V245H224L226 242H230L229 239H225L223 238V236H217V234H215L213 232V230H209L207 227H197L196 229L194 228ZM18 231V234L16 233L15 235H17L16 237H14L13 232ZM88 230H81L82 234H88L87 233ZM188 231V230H187ZM120 232V231H119ZM122 232V231H121ZM133 232V231H132ZM131 232V233H132ZM182 232V231H181ZM238 232V231H237ZM241 232V231H240ZM80 233V234H81ZM116 233V232H115ZM184 234H186L185 230L183 231ZM188 233V232H187ZM193 233V232H192ZM196 233V232H195ZM194 233V235H195ZM262 233V232H261ZM70 234V233H69ZM197 234V233H196ZM201 234V235H202ZM90 235V233H89ZM133 235V234H131ZM187 235V234H186ZM191 235V232H190ZM29 236V237H26ZM39 236H42L44 241H49L52 240L53 244L51 245L50 249H48V251L46 252H40L39 253H34L31 252V250H35L34 246L36 247L38 244V241L40 240ZM67 236V235H66ZM80 236V237H79ZM92 236V235H91ZM109 235H106L104 237H107ZM85 237V236H84ZM155 237H163V238H155ZM177 237V236H176ZM191 237V236H190ZM250 237V236H249ZM264 237V236H263ZM94 238V236H93ZM97 238V237H96ZM197 238V237H196ZM199 238V237H198ZM197 238V239H198ZM205 238V237H204ZM251 238V237H250ZM86 239V237H85ZM102 238H100L101 241ZM108 239H110L108 237ZM106 239V240H108ZM116 239V238H115ZM166 239V238H165ZM177 239V238H176ZM188 239V238H187ZM190 239V238H189ZM192 239V238H191ZM174 240V239H173ZM204 240V239H203ZM202 240V241H203ZM105 241V240H104ZM180 241V240H179ZM194 241L196 242V240L194 239ZM193 241V242H194ZM200 241V240H199ZM207 241V239H206ZM242 241V240H241ZM263 241V240H262ZM42 242V241H41ZM113 242V240H112ZM177 242V241H176ZM194 242V245L196 244ZM47 243V242H46ZM64 243L66 245H64ZM106 243V241L104 242ZM173 243V242H172ZM179 243V242H178ZM198 243V241H197ZM206 243V242H205ZM205 243H202L205 244ZM236 243V242H235ZM242 243V242H241ZM245 243V242H244ZM3 244H9L8 246H3ZM97 244L98 241H97ZM96 244V245H97ZM159 244V243H158ZM174 244V243H173ZM176 244V243H175ZM174 244V245H175ZM198 244H201L200 242ZM208 244V243H207ZM248 244V243H246ZM252 244V243H251ZM264 244V243H263ZM84 245V246H83ZM89 245V246H90ZM93 245V244H92ZM100 245V244H99ZM179 245V244H178ZM186 245V244H185ZM49 246V245H48ZM79 246H83L86 247V250H81L79 249ZM104 246V245H103ZM252 245H250L251 248ZM30 247L32 248L30 250ZM93 247V246H91ZM185 247V246H184ZM220 247V246H219ZM243 247V246H241ZM218 248V247H217ZM249 248V245L248 247ZM108 249V248H107ZM208 249V250H207ZM170 251L168 252L169 256H167L168 258H170L171 260L176 262V259H178L179 257L176 255L177 253H179L181 255V253H185V254H193L195 252V250L197 251H203L197 247H190L189 249L186 248L181 251V249H177L173 246V248L169 249ZM220 250V248H219ZM246 250V249H245ZM253 250V249H252ZM250 250V251H252ZM92 251V252H90ZM132 251V252H131ZM163 251V252H162ZM243 251V250H242ZM241 251V252H242ZM36 252V251H35ZM160 252V251H159ZM222 252V251H221ZM120 253V251H119ZM147 253V255H143ZM253 253V252H252ZM160 254V253H158ZM172 254V255H171ZM178 254V255H179ZM31 255H34L33 257H31ZM116 255V254H115ZM119 255V254H118ZM117 255V256H118ZM122 255V254H121ZM175 255L177 257H175ZM197 255V254H196ZM216 255V254H215ZM242 255V254H241ZM264 255V254H263ZM114 256V255H113ZM116 256V257H117ZM141 256L145 257V259L140 258ZM157 256V255H156ZM199 256V255H198ZM67 257V256H66ZM186 257V255H185ZM184 257V258H185ZM118 258V257H117ZM164 258V257H162ZM188 258V257H187ZM197 258V257H196ZM76 259V258H75ZM116 259V258H115ZM180 259H182L180 257ZM179 259V260H180ZM113 260V259H112ZM111 260V261H112ZM167 260V259H166ZM184 260V259H183ZM186 260V259H185ZM189 260V259H187ZM104 261V260H103ZM99 262L98 264H108L110 261L108 262ZM116 261V260H115ZM165 261V260H164ZM191 260H189L190 262ZM197 260H195L196 262ZM54 262V261H53ZM82 262H79V264H84ZM87 262V261H86ZM188 262V263H189ZM225 262V261H224ZM78 263V262H77ZM164 263V262H162ZM179 263V261H178ZM182 263V262H180ZM193 263V261H192ZM55 264V263H53ZM110 264H112L110 262ZM172 264V263H171Z\"/></svg>", "mask_w": 264, "mask_h": 264}]
</instances>
